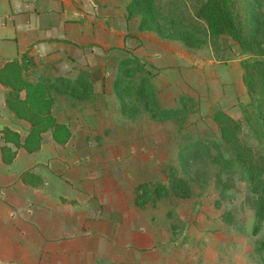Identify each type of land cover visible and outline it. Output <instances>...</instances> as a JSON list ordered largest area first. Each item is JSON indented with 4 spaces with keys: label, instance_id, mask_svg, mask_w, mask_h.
I'll list each match as a JSON object with an SVG mask.
<instances>
[{
    "label": "rangeland",
    "instance_id": "374dc122",
    "mask_svg": "<svg viewBox=\"0 0 264 264\" xmlns=\"http://www.w3.org/2000/svg\"><path fill=\"white\" fill-rule=\"evenodd\" d=\"M84 1L90 4L89 17L106 19L108 35L123 21L124 48H116V36L110 40L109 36L108 43L85 48L86 64L61 68L63 76L55 79L70 81L66 75L74 79L78 73H88L91 97L69 100L55 94L56 114L68 118L63 104L91 105L79 111L85 118L75 128L86 141V147L79 146L81 151L89 148L93 153L122 155L118 168L112 170L123 173L125 211L139 218L143 230L145 221L156 233V244L139 249L141 256L156 264L161 259L165 264H262L256 245L264 240V221L253 235V195L238 172L226 175L218 162L235 155H251L260 162L264 155V102L257 104L264 101V83L257 84L253 96L248 94L240 65L244 59L264 60V0L256 9L255 47L247 51L225 36L215 40L209 36L204 21L194 16L204 0ZM150 1L163 17L159 27L156 14L146 13ZM56 73L54 64H35L28 78H54ZM55 85L68 86L63 81ZM167 108H177L179 116H154ZM217 110L239 125L237 144L249 149L247 153L224 139L213 121ZM108 174L112 175L109 169ZM172 181H180L188 197H179L173 188H180ZM141 184H147L151 192L146 205L139 207L132 201ZM39 240H29L24 247L25 264H40ZM62 241L45 239L50 245L46 249L51 251L52 244Z\"/></svg>",
    "mask_w": 264,
    "mask_h": 264
},
{
    "label": "crops",
    "instance_id": "0c3cea01",
    "mask_svg": "<svg viewBox=\"0 0 264 264\" xmlns=\"http://www.w3.org/2000/svg\"><path fill=\"white\" fill-rule=\"evenodd\" d=\"M80 2L0 0V69L15 60L21 62L26 53L37 65L54 64L57 73L48 79L55 82L63 76V68L86 64V47L108 43L109 36V40L116 36L114 46L123 49V21L108 35L106 19H92L87 14L88 1ZM30 71L23 75L34 82L37 79L28 78ZM79 74L74 79L72 74L66 75L74 88L52 91L51 116L68 127V140L59 144L50 131L41 132L39 147L34 150L24 146L32 123L16 116L9 99L13 89L0 83V264H25L24 247L32 239H40V264H156L140 252L156 244L155 228L144 221L143 230L139 218L125 211L123 173L112 170L118 168L122 155L116 151L93 153L89 148L81 151L79 147H86V141L75 132L76 124L85 118L79 111H87L91 105L63 104L62 112L68 118L56 114L55 94H64L69 100L91 97L89 74ZM18 95L25 100V90ZM74 113L79 117L74 118ZM25 173L38 175L41 184L24 183ZM45 239L63 241L52 244L54 249L49 251ZM35 245L37 248V242ZM158 264H165V259Z\"/></svg>",
    "mask_w": 264,
    "mask_h": 264
},
{
    "label": "trees",
    "instance_id": "16d2710c",
    "mask_svg": "<svg viewBox=\"0 0 264 264\" xmlns=\"http://www.w3.org/2000/svg\"><path fill=\"white\" fill-rule=\"evenodd\" d=\"M262 0H204L198 9L195 11L194 16L197 20H202L206 24L209 36L215 40L221 36H225L228 40L237 43L242 51H247L255 47V39L259 24L258 13L256 12L257 6L260 5ZM139 3L145 4L144 1ZM151 1L149 2L150 5ZM235 6H238L236 8ZM153 12L156 14V24H163L159 18H163L157 13L153 6L147 7L146 13ZM144 14V18H145ZM145 19H142L141 26H144ZM159 23V24H158ZM158 30V29H157ZM187 40V38L185 39ZM254 45V46H253ZM254 50V49H253ZM137 61V60H136ZM244 74L242 77L243 84L248 94L253 96L257 90V84L262 86L264 77V60L260 59H244L240 63ZM35 67L32 57L28 54H23L21 62L17 60L6 64L0 69V83L9 86L13 89L9 93L11 100L10 107L19 118L30 121L33 129L30 132L29 139L27 138L24 146L29 150H34L39 147L38 136L41 132L50 131L52 138L59 144H64L69 136L70 131L66 125L58 124L51 116V108L54 104L53 90H66L68 86L72 85L71 81L56 79L55 82H67L66 87L63 85H55V82L48 78H39L34 82L27 80L23 75ZM25 90V100H20L18 93ZM143 90V89H141ZM183 99V96L180 97ZM264 101L259 100L257 104H262ZM180 111L177 108L161 109L154 113L155 117L171 118L179 116ZM213 121L219 126L222 135L226 141H230L240 151L247 153L249 149H241L237 144L236 135L239 132V125L223 111L217 110L213 115ZM187 149L185 150V154ZM260 162H257L251 155L246 156H231L229 158H222L219 160V170L226 175L239 173L240 178L248 184L252 198V209L254 212V226L252 234L257 235L264 221V155H260ZM5 162L10 163V159L4 157ZM238 170V171H236ZM22 180L24 183L31 186L41 184V179L34 173H25ZM172 185L178 186L180 189L173 190L181 198L188 197L189 193L187 188L181 189L180 181H172ZM151 190L147 184H141L135 188L136 197L134 203L136 206H145L150 196ZM226 222L230 220L226 219ZM256 251L260 254L262 264H264V240L256 245Z\"/></svg>",
    "mask_w": 264,
    "mask_h": 264
}]
</instances>
